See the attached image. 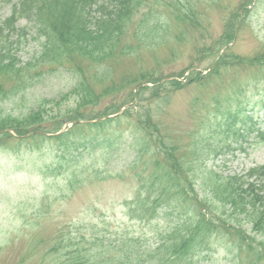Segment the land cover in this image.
<instances>
[{"label": "rangeland", "instance_id": "1", "mask_svg": "<svg viewBox=\"0 0 264 264\" xmlns=\"http://www.w3.org/2000/svg\"><path fill=\"white\" fill-rule=\"evenodd\" d=\"M16 1L0 0L1 19ZM247 2L177 0V19L163 0H145L113 54L98 67L76 57L35 66L45 38L24 19L0 35V46L20 69L0 74V123L36 111L45 101L48 108L53 101L73 106L70 92L83 79L97 96L86 104L87 111L99 116L97 125L94 119L61 141L52 132L26 140L1 137L0 264L65 261L76 246H92L87 243L95 234L122 229L151 237V228L130 221L124 204L146 195L145 187L153 183L150 175L166 164L192 170L191 181L195 168L198 173L206 167L222 176L242 175L264 164L262 69L236 60L264 57V0H250L251 13L245 17ZM148 11L162 15L163 21L144 22ZM229 25L234 40L215 53ZM223 55L217 74L210 73ZM196 71L201 76L195 77ZM169 81L162 89L149 90ZM140 86L147 87L140 92ZM117 104L118 111L105 116ZM237 109L242 113L237 115ZM72 128L66 123L63 132ZM216 148H223L221 154L205 163ZM203 186L202 180L195 184L199 198ZM206 257L203 264H231L223 250Z\"/></svg>", "mask_w": 264, "mask_h": 264}, {"label": "trees", "instance_id": "2", "mask_svg": "<svg viewBox=\"0 0 264 264\" xmlns=\"http://www.w3.org/2000/svg\"><path fill=\"white\" fill-rule=\"evenodd\" d=\"M249 2L242 7L245 17L251 13ZM163 6L175 10L178 19L177 0H163ZM143 7L145 0H17L9 16L0 18V35L2 37L6 29H16L19 21L24 19L36 26L45 38L42 51L34 59L35 66L63 64L64 60L76 57L89 61L91 67H98L113 54L120 42V35ZM143 15L147 23L162 20L163 17L149 11ZM164 22L169 24L168 21ZM229 27L228 35L219 40L215 53L234 40L235 31ZM224 56L212 64L210 73L217 74ZM236 60L262 69L264 79L263 56L252 59L239 57ZM28 65L32 66L33 63ZM17 70L20 69L15 68V62L1 45L0 74L10 75ZM80 70L81 75L84 70ZM199 75V71H196L195 77ZM26 80L23 78V83ZM169 83L171 81L155 83L149 90L162 89ZM143 87L147 86H140L139 91ZM92 93L83 79L80 87L78 84L70 92L72 95L68 100L74 101L73 106L69 103L60 106L61 103L55 104L56 101H53L48 108L45 101L36 111L25 116L3 118L0 139L46 138L52 132V138L61 141L74 129L87 126L94 119L95 126L99 116L89 114L86 108V104L97 97L93 98ZM261 95L264 97V89ZM86 97L89 98L88 102ZM260 102L264 104V100ZM120 106L112 105L105 111V116L116 113ZM236 112L237 115L242 113L240 109ZM248 117L253 120V116ZM66 123H72L73 128L63 132ZM10 130L15 133L11 134ZM199 148L203 149L198 146V151ZM222 149L211 151L204 162L221 154ZM161 151L165 153L164 147ZM165 151L168 156L173 154L168 148ZM172 164H166L163 171H154L150 175L149 182L153 183L151 187H145L146 195L140 193L144 196L124 204L128 207L130 221L151 228V237L144 233L135 235L136 232L128 229L109 235L95 234L87 243L92 245L88 249L76 246L66 253L65 261L55 260L54 264H203L206 256L215 249L223 250L226 258L231 259V264H264V164L253 166L242 175L222 176L219 171L206 167L198 173L199 170L193 168L196 175L192 181L189 180L192 170L177 171ZM199 180L204 184V196L201 198L195 189ZM103 227H108L105 219ZM149 240L153 241L150 243Z\"/></svg>", "mask_w": 264, "mask_h": 264}]
</instances>
